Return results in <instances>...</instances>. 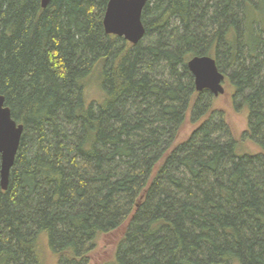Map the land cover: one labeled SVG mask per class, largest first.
I'll list each match as a JSON object with an SVG mask.
<instances>
[{"label":"trees","instance_id":"obj_1","mask_svg":"<svg viewBox=\"0 0 264 264\" xmlns=\"http://www.w3.org/2000/svg\"><path fill=\"white\" fill-rule=\"evenodd\" d=\"M108 1L0 0V96L23 126L0 264L42 246L55 264H264V0H148L136 45L105 34ZM194 57L246 109L240 137Z\"/></svg>","mask_w":264,"mask_h":264},{"label":"water","instance_id":"obj_2","mask_svg":"<svg viewBox=\"0 0 264 264\" xmlns=\"http://www.w3.org/2000/svg\"><path fill=\"white\" fill-rule=\"evenodd\" d=\"M52 0H40L45 9ZM148 0H109L103 16L105 34L123 38L131 45L138 44L145 34L141 15ZM198 93L209 92L214 98L225 93L224 75L210 57H194L187 63ZM23 126L12 118L4 97L0 96V188L7 190L9 174L19 149Z\"/></svg>","mask_w":264,"mask_h":264},{"label":"rangeland","instance_id":"obj_3","mask_svg":"<svg viewBox=\"0 0 264 264\" xmlns=\"http://www.w3.org/2000/svg\"><path fill=\"white\" fill-rule=\"evenodd\" d=\"M224 88L225 93L221 96H218L217 98H214L215 100L213 106L214 108L224 112L225 120L231 128L233 134L236 137H240V135H242V133L247 130V111L238 103L236 104L235 108H233L231 103V94L233 93V90L228 81L225 82ZM85 98L87 103L89 101L95 102L102 98L101 90L99 89L97 82H90L85 92ZM193 127V125L187 122L184 128V134H188L193 129ZM246 145L247 146L245 147V150L247 152H258V148L253 144L246 142ZM112 241L113 240L109 237L102 242L100 248V254L103 252L102 257L108 256V252L112 248ZM39 254L42 264H55L53 256L45 246L41 247Z\"/></svg>","mask_w":264,"mask_h":264},{"label":"flooded vegetation","instance_id":"obj_4","mask_svg":"<svg viewBox=\"0 0 264 264\" xmlns=\"http://www.w3.org/2000/svg\"><path fill=\"white\" fill-rule=\"evenodd\" d=\"M225 82H226V77L224 76V83H223V87H224V84H225ZM224 90H225V88H224ZM234 92V91H233ZM233 96V93L231 94V97Z\"/></svg>","mask_w":264,"mask_h":264}]
</instances>
